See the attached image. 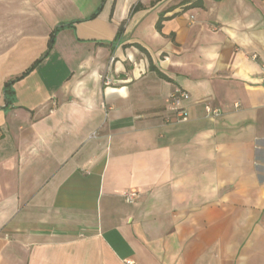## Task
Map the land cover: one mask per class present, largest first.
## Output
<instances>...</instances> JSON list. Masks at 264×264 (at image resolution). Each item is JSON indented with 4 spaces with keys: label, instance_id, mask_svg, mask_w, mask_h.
<instances>
[{
    "label": "crops",
    "instance_id": "1",
    "mask_svg": "<svg viewBox=\"0 0 264 264\" xmlns=\"http://www.w3.org/2000/svg\"><path fill=\"white\" fill-rule=\"evenodd\" d=\"M128 262L264 264V0H0V264Z\"/></svg>",
    "mask_w": 264,
    "mask_h": 264
},
{
    "label": "built area",
    "instance_id": "2",
    "mask_svg": "<svg viewBox=\"0 0 264 264\" xmlns=\"http://www.w3.org/2000/svg\"><path fill=\"white\" fill-rule=\"evenodd\" d=\"M110 85V82H106ZM190 94L187 90H184L180 86H174V90L170 97L166 100V110L168 116L166 118L167 122H185L188 119L186 109L184 107L185 100L189 99ZM210 112V110L208 109ZM140 197V193L135 190H131L124 195L126 203H133L137 201ZM128 264H135L134 262H128Z\"/></svg>",
    "mask_w": 264,
    "mask_h": 264
},
{
    "label": "trees",
    "instance_id": "3",
    "mask_svg": "<svg viewBox=\"0 0 264 264\" xmlns=\"http://www.w3.org/2000/svg\"><path fill=\"white\" fill-rule=\"evenodd\" d=\"M162 22H163V18H161V19L159 20V22H158V25H157V28H158V29H161V27H162Z\"/></svg>",
    "mask_w": 264,
    "mask_h": 264
}]
</instances>
